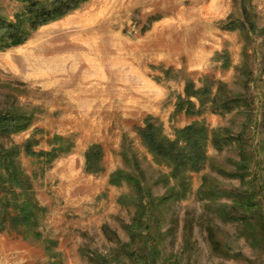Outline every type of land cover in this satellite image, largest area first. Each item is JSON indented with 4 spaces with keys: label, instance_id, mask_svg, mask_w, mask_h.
<instances>
[{
    "label": "rangeland",
    "instance_id": "1",
    "mask_svg": "<svg viewBox=\"0 0 264 264\" xmlns=\"http://www.w3.org/2000/svg\"><path fill=\"white\" fill-rule=\"evenodd\" d=\"M20 9L0 0L9 19ZM231 20L243 27L226 28ZM188 79L238 107L175 111ZM0 114L31 117L0 146L16 150L40 209L31 228L0 231V264H264V0H88L0 50ZM148 117L171 139L195 121L222 138L187 174L185 196L169 192L170 168L137 134ZM27 142L39 155L26 154ZM56 144L69 151L48 161ZM94 145L101 169L89 173ZM117 170L136 176L142 192L110 184ZM4 196L25 199L7 183ZM140 197L147 228L132 241Z\"/></svg>",
    "mask_w": 264,
    "mask_h": 264
},
{
    "label": "trees",
    "instance_id": "2",
    "mask_svg": "<svg viewBox=\"0 0 264 264\" xmlns=\"http://www.w3.org/2000/svg\"><path fill=\"white\" fill-rule=\"evenodd\" d=\"M21 5L20 11L15 13L13 19H9L0 14V50L23 44L30 35L43 25L59 20L72 11L78 9L88 0H14ZM228 29L242 28L243 23L238 20L229 21L226 26ZM171 69L164 70L165 75L171 73ZM207 80V78H205ZM213 83V82H212ZM212 84L196 88L195 83L188 79L184 87V97L179 96L175 105V111L183 112L185 115H196L201 112L202 107L210 103L211 109L215 111H231L238 107L239 100L235 97L218 95V88L212 92ZM193 98V100H192ZM194 100L198 101L197 109ZM30 115L26 114H0V136H10L26 130L30 126ZM218 130L209 131L203 122L195 121L182 128L174 130V137L171 139L164 135L162 127L159 126L151 117H148L142 127L137 128V134L158 163H163L170 168L171 177L177 182L169 188L173 194L185 196L188 189L187 174L200 171L207 161V144L210 141L216 148L221 147L222 138L217 133ZM57 142L62 141L60 137H55ZM30 142L24 146L28 155L36 154L31 148ZM70 146L54 145L49 152L43 153L51 161L59 152L69 151ZM17 152L13 149H5L0 146V187L7 183L10 187L19 186L25 195L23 202H11L7 196L0 198V231L4 230L6 223L11 228L20 227L31 228L29 225L36 219L39 207L25 193L26 185L23 184V175L15 161ZM101 148L98 145L90 147L86 152L85 170L89 173L99 171V160L101 158ZM109 182L112 185L127 183L133 186L137 192L141 193L143 188L136 176L117 170L110 175ZM13 199L16 193L13 192ZM246 203L251 200L244 198ZM141 209L135 223L129 227V232L133 235L142 233V228H147V223L143 221L147 207L144 206L141 197L138 199ZM12 203V204H11ZM13 207L14 211L9 212ZM13 212V213H12ZM147 233V232H146ZM254 233V232H253ZM249 236H252L250 231ZM101 259V258H98ZM97 259V260H98ZM104 259L97 264H110Z\"/></svg>",
    "mask_w": 264,
    "mask_h": 264
}]
</instances>
